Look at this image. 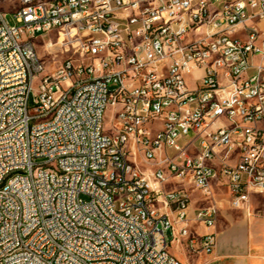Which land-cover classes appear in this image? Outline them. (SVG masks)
<instances>
[{"label": "built area", "instance_id": "built-area-1", "mask_svg": "<svg viewBox=\"0 0 264 264\" xmlns=\"http://www.w3.org/2000/svg\"><path fill=\"white\" fill-rule=\"evenodd\" d=\"M19 4L15 25L0 9V264L212 254L220 202L264 195V0ZM38 40L67 57L48 70Z\"/></svg>", "mask_w": 264, "mask_h": 264}, {"label": "crops", "instance_id": "crops-1", "mask_svg": "<svg viewBox=\"0 0 264 264\" xmlns=\"http://www.w3.org/2000/svg\"><path fill=\"white\" fill-rule=\"evenodd\" d=\"M198 199L192 200V207L198 206ZM232 210L221 221L220 210L212 254L188 256L182 247L184 253L177 259L182 264H264V210L255 211L251 196L247 210Z\"/></svg>", "mask_w": 264, "mask_h": 264}, {"label": "rangeland", "instance_id": "rangeland-1", "mask_svg": "<svg viewBox=\"0 0 264 264\" xmlns=\"http://www.w3.org/2000/svg\"><path fill=\"white\" fill-rule=\"evenodd\" d=\"M19 0H0V9L2 12L6 13V21L10 25H15V14L14 12L19 8ZM36 42V49L42 60L45 62V66L48 70H52L59 66V64L67 57V54H63V47L60 45L53 49L50 53H47L43 47V43L38 40ZM190 84L192 85L191 81ZM192 200L198 198V194H192ZM252 205L255 208V211L264 210V195H251ZM221 216L220 221L225 220L226 216L233 212L227 202H222L220 204ZM168 240L171 239L170 232L167 233ZM169 252L176 258L182 256L184 251L182 247L171 244L169 246ZM188 254V253H187ZM189 256V255H188Z\"/></svg>", "mask_w": 264, "mask_h": 264}, {"label": "bare ground", "instance_id": "bare-ground-1", "mask_svg": "<svg viewBox=\"0 0 264 264\" xmlns=\"http://www.w3.org/2000/svg\"><path fill=\"white\" fill-rule=\"evenodd\" d=\"M62 41H59V45L62 46ZM237 102H246V95H237ZM51 120H53V113H46L43 116V124H50Z\"/></svg>", "mask_w": 264, "mask_h": 264}]
</instances>
